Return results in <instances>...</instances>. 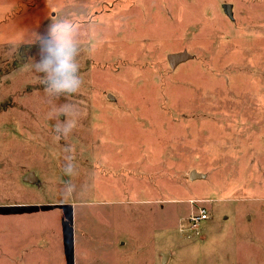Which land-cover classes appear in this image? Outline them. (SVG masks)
I'll list each match as a JSON object with an SVG mask.
<instances>
[{"label": "rangeland", "instance_id": "374dc122", "mask_svg": "<svg viewBox=\"0 0 264 264\" xmlns=\"http://www.w3.org/2000/svg\"><path fill=\"white\" fill-rule=\"evenodd\" d=\"M65 17L82 84L53 97L36 34ZM62 105L75 126L57 140ZM163 253L264 264V0H0V264Z\"/></svg>", "mask_w": 264, "mask_h": 264}, {"label": "clouds", "instance_id": "9594fccd", "mask_svg": "<svg viewBox=\"0 0 264 264\" xmlns=\"http://www.w3.org/2000/svg\"><path fill=\"white\" fill-rule=\"evenodd\" d=\"M46 34H36L40 59L32 67L42 73L41 83L47 95L59 97L77 93L82 80L79 75L78 55L80 53L79 24L69 18L50 20ZM51 118L57 120L53 128L55 138L67 135L75 126V110L71 105H62L54 110ZM64 120H60V116ZM68 171H71L69 167Z\"/></svg>", "mask_w": 264, "mask_h": 264}, {"label": "built area", "instance_id": "2783aa9c", "mask_svg": "<svg viewBox=\"0 0 264 264\" xmlns=\"http://www.w3.org/2000/svg\"><path fill=\"white\" fill-rule=\"evenodd\" d=\"M209 214L207 208L203 204H199L187 219L188 226L192 230H197L208 219Z\"/></svg>", "mask_w": 264, "mask_h": 264}, {"label": "water", "instance_id": "95a60500", "mask_svg": "<svg viewBox=\"0 0 264 264\" xmlns=\"http://www.w3.org/2000/svg\"><path fill=\"white\" fill-rule=\"evenodd\" d=\"M224 9H225L226 13L230 14V11H231L230 4H225ZM186 58H187V54L184 52H180V53H176V54H170L167 56L168 63L171 66H174L176 63H178V62H180ZM197 176H198V173H196L195 171L190 172V175H189L190 179L197 177ZM167 258H168V254L163 253L161 256V263L162 264L166 263Z\"/></svg>", "mask_w": 264, "mask_h": 264}]
</instances>
